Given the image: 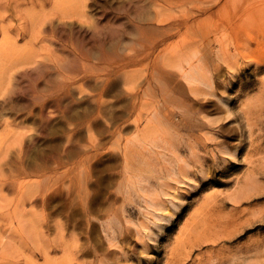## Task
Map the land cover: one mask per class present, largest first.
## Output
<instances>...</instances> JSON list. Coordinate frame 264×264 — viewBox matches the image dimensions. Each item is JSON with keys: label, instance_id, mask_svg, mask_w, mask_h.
Segmentation results:
<instances>
[{"label": "rangeland", "instance_id": "374dc122", "mask_svg": "<svg viewBox=\"0 0 264 264\" xmlns=\"http://www.w3.org/2000/svg\"><path fill=\"white\" fill-rule=\"evenodd\" d=\"M245 1L0 0V8H19L0 16V79L10 78L0 91L4 264H61L68 253L70 264H264V248L243 262L234 256L264 237V61L239 46L263 21L264 0ZM32 14L41 15L39 37L18 36ZM191 52L207 98H195L170 64ZM24 54L37 61L25 64ZM170 96L222 124L207 132L226 152L190 185L176 168L183 161L165 176L161 124L156 142L150 132V116L161 119ZM247 117L257 124L255 148ZM182 155L190 162L188 150ZM16 177L34 182L37 200L24 207L43 225L34 241L21 243L18 218L9 216L27 198L10 185ZM224 220L236 222L218 225ZM214 226L225 229L224 240L201 237Z\"/></svg>", "mask_w": 264, "mask_h": 264}, {"label": "bare ground", "instance_id": "6f19581e", "mask_svg": "<svg viewBox=\"0 0 264 264\" xmlns=\"http://www.w3.org/2000/svg\"><path fill=\"white\" fill-rule=\"evenodd\" d=\"M230 3L233 5V7H239L243 8L246 6L247 1L245 0H230ZM261 9V13L263 16V21L259 24H251L246 29V34L241 38L240 41H242L239 46L243 47L242 53L244 56H252V61H254L256 64L263 63V59L261 58V52H264V4L263 7H257ZM12 9V13L19 14V8H0V16L2 18L8 19L10 16V10ZM39 15H31L32 20L26 19V22L30 23V28L20 27L17 28V35L24 37L29 32L31 33V36L38 38L37 35L38 31H40V24H38V20L40 19ZM22 16H20L21 19ZM22 29V31H21ZM8 31L4 30L3 36L7 38V41L9 43L8 38ZM41 41V39H39ZM256 45V47L254 46ZM4 48V45L1 46ZM255 49H252L254 48ZM238 47L236 48V50ZM5 54L9 55L13 52V47H9L8 49H5ZM24 56L27 58V61L25 64H33L37 60L33 59V55H26ZM195 53H190L188 56L184 57L183 55H177V59L172 61V58H169V61H171L170 64H176L177 69L179 70L182 76V78L188 83L190 92L192 95L195 96V98L199 95L207 96L208 90L200 92L199 85L204 80V73L202 72V68L199 65H195L193 62V59L195 58ZM41 65H38L37 67H40ZM35 67L34 69H37ZM14 67L11 64L10 70H12ZM10 81V78L8 77L6 80L0 79V91L5 89L6 83ZM209 87V82L207 81V88ZM211 87V86H210ZM209 87V88H210ZM210 92V91H209ZM3 92H0V95ZM214 93V92H213ZM215 94V93H214ZM168 97V96H167ZM165 98L164 101V107L163 108V116L161 115L158 118L157 115L158 112L155 111L152 113V115L149 118V121L151 123V134L154 135L152 138L154 142H156L157 139V133L159 131V124L162 126V136L164 138V148L166 150V177L172 178L174 177V166H176V163L183 161L185 163L181 165H177L176 168L179 170V172L182 175H185L188 177V181H185V183H189L190 181H194V178L196 177L194 172H198L201 174V176L204 178L208 176L207 174L211 172V165L214 161H216L219 157V153L226 152L225 148L220 147L222 144V140H218L217 137H213L210 135L209 132H207V129H213L214 131L219 132L222 129V124L215 125L216 122H214L212 119H210L207 115L204 114V110L202 109H195V107L187 106L184 102H177L174 97L170 96V98ZM199 99V97H197ZM207 98V97H206ZM205 98V99H206ZM168 101V103H167ZM159 123V124H158ZM247 131L250 134V144L253 148H255V141L258 138V136L255 132V126H257L256 122H253L250 120L249 117H247ZM185 130L186 132L183 133L182 131ZM246 130V129H245ZM245 130H240V137H242ZM261 130V127L259 128ZM245 145H238V147H243ZM188 150L189 156H190V162L183 159V152ZM203 150V151H202ZM228 153H230L228 151ZM230 156H232V153H230ZM223 160H226L223 158ZM192 163V165L190 164ZM255 166V163H253ZM252 166L251 169V181L245 180L246 183H249V185H254L256 177V167ZM193 168H197L193 170ZM249 175V174H248ZM197 178V177H196ZM24 180L19 181L17 177L13 180H11L10 185L16 188L18 193H21L22 195L26 194L27 198H23L22 202H18L17 205H15L14 210L9 214V216H15L18 218V221H16L19 225L17 231L19 230V236L21 243H24V240H35V236L37 233H41V228L43 225L39 222L38 217L36 216L34 210H31L30 212H25L24 207L28 203V206L31 208L34 207V201L36 202L37 198L36 195L30 194L29 190H34V187H29L30 185H33L34 182H23ZM178 181V179H176ZM216 182L215 179H213L210 183ZM205 185H210L208 182L205 183ZM0 186L3 188L4 186V180L2 179V183H0ZM209 187V186H208ZM243 189V187L241 188ZM36 191V190H35ZM172 205L175 206L177 209L179 208V205L172 201ZM22 209V210H20ZM205 215V214H203ZM254 218L248 217L246 218L245 222H255L253 221ZM256 219V218H255ZM36 220V221H35ZM231 221L233 220H224L220 221L218 225H222V227H226ZM259 221V220H256ZM264 221V216L260 218V222ZM40 225H37V223ZM234 223L236 222L233 221ZM241 223V222H240ZM217 224V223H216ZM215 224V225H216ZM239 224V222H238ZM264 222L261 223L260 226H262ZM216 226L213 227L212 231H208L203 234H201V237L207 240H211L212 242L216 243L220 240H224L226 238V235L224 233L223 228L215 229ZM15 248V252H17L20 249V246L17 245H10V247ZM253 246V248H252ZM22 247V244H21ZM264 248V237L261 238V240L254 241L251 245H248V247L243 250L242 248L234 253V256L237 257V259L241 260L242 262L245 261L249 256L248 254L255 251V254L260 253ZM5 242L0 246V264H4V260H8V258L5 256L4 250ZM20 252V251H19ZM47 254V253H46ZM71 254L65 255L64 260L62 262H59L61 264H70ZM10 264H18L17 260L12 261ZM25 264H30L28 260L25 261ZM49 264V263H48ZM58 264V263H55ZM99 264H106L104 262H100Z\"/></svg>", "mask_w": 264, "mask_h": 264}]
</instances>
